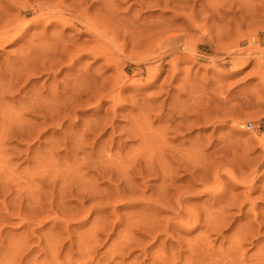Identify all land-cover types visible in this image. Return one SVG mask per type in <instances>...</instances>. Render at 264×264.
<instances>
[{
    "label": "rangeland",
    "instance_id": "1",
    "mask_svg": "<svg viewBox=\"0 0 264 264\" xmlns=\"http://www.w3.org/2000/svg\"><path fill=\"white\" fill-rule=\"evenodd\" d=\"M35 1L17 0L0 17V30L19 25L20 35L0 47V82L24 64L27 72L0 100V264H264L260 1L86 0L102 38L72 26L76 12L58 0L36 10ZM91 73L99 83L75 107L68 91Z\"/></svg>",
    "mask_w": 264,
    "mask_h": 264
},
{
    "label": "bare ground",
    "instance_id": "2",
    "mask_svg": "<svg viewBox=\"0 0 264 264\" xmlns=\"http://www.w3.org/2000/svg\"><path fill=\"white\" fill-rule=\"evenodd\" d=\"M4 1H5V0H4ZM6 1H7V0H6ZM10 1H12V0H10ZM38 1H39V3L36 4L37 7L34 8L35 10H36V8L39 9L40 7H41V9H42V7H43L42 4H44V7H45V4H46L47 2H48V3L51 2V0H43L44 2H41V3H40L41 0H38ZM54 1H55V0H54ZM64 1H65V0H64ZM161 1H162V0H134V3H136V2L139 3L140 8H142V7H145V6H146V7H151V6L159 5V3H160ZM164 1H165L166 4L169 3L168 0H164ZM230 1H231V0H230ZM239 1H240V0H239ZM242 1H243V0H241L240 2H242ZM246 1H247V0H246ZM259 1H260L261 5H255V6L252 5V6H253V7H252L253 10H254V9H255V10L259 9V6H260V8L264 9V0H259ZM0 2H1V1H0ZM14 2H15V1H13L12 3H14ZM35 2H37V0H36ZM62 2H63V0H58V1H56V4H57L59 7L65 8V10H66V9L69 10V12H70V11H75L76 14H77V15L75 16V17H76V18H75L76 20H72V22H71V21H68L69 23L71 22L70 24H71L72 26L75 25V24H76V25L80 24V25H82V26L84 27V29H82V30H81L82 27L80 28V31H81V32H83V33L85 32V33H86V31H87V32H88V31H91L93 34H95L94 36L97 37L96 34H99V37H101L100 35H102V34H100V33H98V32H101V30H104V29H103V28H99L100 24H102L101 22H99V20H97L98 18L96 17V16L99 15V14H97V15L95 16L96 20H95L94 18H91V16L89 17V16L87 15V13H88V12H87V11H88V6H87V7H86V6L83 7V5H86V4L84 3V2H86V0H72V4L68 2V3L70 4V6H67V7H64V6L62 5V4H63ZM70 2H71V1H70ZM146 2H150V3H149V4H145ZM183 2H184V0H183ZM211 2H212V1H211ZM215 2H216V1H215ZM217 2H218V1H217ZM224 2L227 3V1H224ZM248 2H249V1H248ZM250 2H251V1H250ZM250 2H249V4L251 5ZM256 2H258V1L255 0V3H254V4H256ZM1 3L3 4V2H1ZM1 3H0V4H1ZM6 3H7V2H6ZM6 3H4V4H6ZM12 3L9 2V0H8V3L6 4V6L4 5V7H3V6L1 5V8L3 7L2 9L0 8V17L2 16L1 18H4V17H5V18H6V17L8 18V16H7L8 14L5 16L6 11H7L6 9H7V8L10 9L11 7H13L14 5H13ZM15 3H17V0H16ZM64 3H65V2H64ZM68 3H67V5H68ZM209 3H210V2H209ZM222 3H223V1H222ZM222 3H221V4H222ZM232 3H233V2H232ZM232 3H231V6H232ZM234 3H235V1H234ZM252 3H253V2H252ZM65 4H66V3H65ZM103 4H104V3H103ZM214 4H215V3H214ZM235 4H236V3H235ZM238 4H240V3H238ZM243 4H244V1H243ZM258 4H259V3H258ZM17 5H18V4H17ZM19 5L21 6V4H19ZM25 5H27V4H25ZM32 5H33V4H32ZM32 5H28V6H32ZM57 5H56L55 7H57ZM91 5H93V3H92ZM91 5H90V6H91ZM100 5H101V4H100ZM217 5H220V4H217ZM217 5H215V6H217ZM241 5H242V4H241ZM241 5H240V6H241ZM245 5H247V2L245 3ZM51 6H53V5H51ZM51 6L49 5V7H51ZM103 6H104V5H103ZM105 6L107 7V10H108V11H111L112 8H111L110 1H109V4H108V3H105ZM105 6H104V7H105ZM186 6H187V5H186ZM190 6H191V5H190ZM190 6H189V7H190ZM210 6H211V4H210ZM212 6H213V5H212ZM215 6H214V7H215ZM248 6H249V5H248ZM248 6H244L245 8H244V7H243V8L246 9ZM15 7H17V6H15ZM15 7H13V8H15ZM46 7H47V6H46ZM91 7H92V6H91ZM106 7H105V8H106ZM112 7H113V5H112ZM223 7H224V6H223ZM22 8H25L24 4H23V7H22ZM57 8H58V7H57ZM57 8H56V9H57ZM101 8H103V7H100V9H101ZM105 8H104V9H105ZM113 8H114V7H113ZM239 8H240V7H239ZM248 8L250 9V6H249ZM58 9H60V8H58ZM214 9H216V8H214ZM228 9H229V8H228ZM236 9H237V8H236ZM249 9H248V10H249ZM262 9L259 10V12H260V11H264V10H262ZM5 10H6V11H5ZM35 10H34V11H35ZM90 10H91V9H90ZM105 10H106V9H105ZM112 10H114V9H112ZM246 10H247V9H246ZM248 10H247V11L244 10L245 13H246V12L248 13ZM4 11H5V12H4ZM43 11H44V10H43ZM43 11H42V12H43ZM61 11H64V10H63V9H62V10L60 9V12H61ZM102 11H103V10H102ZM214 11H216V10H214ZM214 11H212V12H214ZM217 11H218V10H217ZM249 11H250V10H249ZM42 12H40L39 14H41ZM57 12H58V11H57ZM75 12H74V13H75ZM92 12H93V11H92ZM3 13H4V15H3ZM47 13H48V12H47ZM54 13H55V12H54ZM74 13H72L71 16H73ZM113 13H116V12L114 11ZM245 13H244V14H245ZM249 13L252 14L253 11H252V12L250 11ZM255 13H257V12H255ZM52 14H53V13H52ZM52 14H51V15H52ZM58 14H59V12H58ZM58 14H57V15L55 14V16L53 15L54 18H57V21H56V19H54V18L52 17V18L54 19V22H55V21H56V22H59V20H58L59 16H60V17H63V16H64L63 13H62V15L59 14V16H58ZM92 14H94V12H93ZM215 14H216V13H215ZM41 15L44 16V14H41ZM41 15H39V16H41ZM105 15H106V14H105ZM253 15H254V14H253ZM39 16H38V17H39ZM47 16H48V15H47ZM49 16H50V15H49ZM56 16H57V17H56ZM69 16H70V15H69ZM115 16H116V15H115ZM209 16H210V15H209ZM214 16H215V15H214ZM245 16L247 17V15H245ZM248 16H249V15H248ZM250 16H251V15H250ZM36 17H37V15H36ZM36 17H35V19H36ZM73 17H74V16H73ZM92 17H93V16H92ZM117 17H118V16H117ZM243 17H244V16H242V18H243ZM252 17H254V16H252ZM252 17H249V18H252ZM1 18H0V20H1ZM52 18H51V19H52ZM63 18H64V17H63ZM67 18H68V16H67ZM69 18L72 19V17H69ZM240 18H241V17H240ZM244 18H245V17H244ZM33 19H34V18H33ZM39 19H41V17L38 18V20H39ZM48 19H50V18H48ZM64 19H65V18H64ZM71 19H70V20H71ZM112 19H113V18H112ZM117 19H119V18H117ZM135 19H136V18H135ZM204 19H205V18H204ZM60 20H62V19H60ZM113 20H114V19H113ZM132 20H133V19H132ZM132 20H131V21H132ZM223 20H224V19H223ZM243 20H244V19H243ZM256 20H257V18L255 19V21H256ZM1 21H2V20H1ZM3 21H4V20H3ZM9 21H10V20H9ZM15 21H17V20L15 19ZM64 21H65V20H64ZM64 21H63V22H64ZM100 21H101V19H100ZM119 21H120V20H119ZM129 21H130V20H129ZM196 21H197V20H196ZM196 21H195V22H196ZM232 21H233V20H232ZM245 21H246V19H245ZM11 22H12V19H11ZM60 22H61V21H60ZM63 22H62V23H63ZM68 22H65V23L68 24ZM102 22H104V21H102ZM117 22H118V20H117ZM127 22H128V21H127ZM133 22H134V21H133ZM193 22H194V21H193ZM241 22H242V21H241ZM241 22H240V23H241ZM249 22H251V21H249ZM13 23H15V22L13 21ZM16 23H17V22H16ZM131 23H132V22H131ZM50 24H51V23H50ZM103 24H104V23H103ZM135 24H136V23H135ZM196 24H198V23H196ZM235 24H236V23H235ZM238 24H239V23H238ZM251 24H252V23H251ZM256 24H257V23H256ZM17 25H18V24H17ZM56 25H57V24H56ZM63 25H64V24H63ZM128 25H130V24H128ZM132 25H134V24L132 23ZM136 25H137V24H136ZM141 25H142V24H141ZM194 25H195V24H194ZM204 25H205V24H204ZM223 25H224V24H223ZM228 25H229V24H228ZM239 25H240V24H239ZM0 26H3V25L0 24ZM7 26H8V25H5V27H3V28L0 30V47H3L5 44L7 45V44H9V43L14 42V41L17 40L18 37L20 36V35L17 36L19 33L16 32L17 34H16V33L14 34V32H13V30L16 29L19 25H18V26H16V25L14 26V24H13L14 27H13L12 25H10V26H11L10 28H6ZM21 26H22V25H21ZM66 26H68V25H66ZM69 26H70V25H69ZM101 26H102V25H101ZM103 26L105 27L106 25L104 24ZM124 26H125V25H124ZM196 26H198V25H196ZM199 26H200V25H199ZM234 26H236V25H234ZM247 26H248V25H247ZM250 26H251V25H250ZM8 27H9V26H8ZM203 27H205V26H203ZM223 27H225V26H223ZM226 27H229V26H226ZM237 27H239V26H237ZM253 27H254V26H253ZM75 28H76V27H75ZM77 28H78V27H77ZM98 28H99V29H98ZM127 28H128V27H126V29H127ZM143 28H144V27H143ZM195 28H196V27H195ZM197 28H199V27H197ZM100 29H101V30H100ZM126 29H125V30H126ZM128 29H129V28H128ZM130 29H131V28H130ZM150 29H151V28H150ZM248 29H251V28H248ZM76 30H77V29H76ZM78 30H79V28H78ZM139 30H141V29H139ZM239 30H240V29H239ZM14 31H15V30H14ZM112 31H113V30H112ZM205 31H206V30H205ZM227 31H228V30H227ZM236 31H238V30H236ZM115 32H116V30H115ZM115 32H114V33H115ZM126 32H127V31H126ZM206 32H207V31H206ZM239 32H240V31H239ZM247 32H248V31H247ZM250 32H251V31H250ZM256 32H257V31H256ZM83 33H82V34H83ZM85 33H84V34H85ZM88 33H90V32H88ZM59 34H61V33H59ZM105 34H106V33H105ZM111 34H112V33H111ZM133 34H134V33H133ZM79 35H80V34H79ZM115 35H116V34H115ZM140 35H141V34H140ZM246 35H247V34H246ZM249 35H251V34H249ZM249 35H248V36H249ZM59 36H61V35H59ZM107 36H108V35H107ZM109 36H110V35H109ZM109 36H108V37H109ZM117 36H118V35H117ZM134 36H135V35H134ZM137 36H138V35H137ZM66 37H67V36H66ZM110 37H111V36H110ZM114 37H115V36H114ZM135 37H136V36H135ZM138 37H139V36H138ZM141 37H142V36H141ZM141 37L138 38V39H141ZM238 37H239V36H238ZM57 38H58V37L56 36V39H57ZM60 38H61V37H60ZM68 38H69V37H68ZM92 38H93V37H92ZM101 38H102V37H101ZM104 38H105V37H104ZM133 38H134V37H133ZM220 38H221V36H220ZM248 38H249V37H248ZM252 38H253V37H252ZM41 39H42V38H41ZM93 39H95V38H93ZM135 39H136V38H135ZM148 39H149V38H148ZM152 39H155V38H152ZM156 39H157V37H156ZM237 39H238V38H237ZM37 40H38V39H37ZM43 40H44V39H43ZM52 40H53V38H52ZM52 40H51V41H52ZM54 40H55V39H54ZM58 40H59V39H58ZM63 40H64V39H63ZM70 40H71V38H70ZM70 40L67 39V41H70ZM97 40H98V39H97ZM97 40H96V41H97ZM142 40H143V39H142ZM145 40H146V39H145ZM150 40H151V39H150ZM31 41H32V40H31ZM56 41H57V40H56ZM65 41H66V40H65ZM82 41H84V39H83ZM88 41H89V40H88ZM121 41H123V40H121ZM137 41H139V40H136V42H137ZM252 41H253V40H252ZM37 42H38V41H37ZM37 42H36V43H37ZM39 42H40V41H39ZM60 42H62V41H60ZM60 42H58V43H59V44H58L59 46H60ZM70 42H71L70 45H71V44H72V45L74 44V40H73V41L71 40ZM72 42H73V43H72ZM84 42H86V41H84ZM94 42H95V40H94ZM98 42H99V41H98ZM98 42H97V43H98ZM139 42H140V41H139ZM141 42H142V41H141ZM143 42H145V41H143ZM143 42H142V43H143ZM146 42H147V41H146ZM151 42H152V41H151ZM239 42H240V41H239ZM33 43H34V42H33ZM51 43H52V42H51ZM56 43H57V42H56ZM68 43H69V42H67V43H63V44L65 45V44H68ZM27 44H28V43H27ZM40 44H41V42H40ZM52 44H54V43H52ZM52 44H51V45H52ZM61 44H62V43H61ZM63 44H62V45H63ZM76 44H77V43H76ZM85 44H87V43H85ZM85 44L83 43V44H81V45H85ZM100 44H101V43H100ZM113 44H114V43H113ZM31 45H32V44H31ZM43 45H44V44H43ZM43 45L41 44V46H43ZM49 45H50V44H49ZM70 45H68V46H70ZM79 45H80V44H79ZM98 45H99V44H98ZM146 45H147V43H146ZM148 45H149V44H148ZM250 45H252V44H250ZM32 46H33V45H32ZM32 46H31V48H32ZM34 46H35V45H34ZM37 46H38V45H37ZM52 46H53V45H52ZM54 46H56V45L54 44ZM54 46H53V47H54ZM85 46H86V45H85ZM96 46H97V45H96ZM151 46H152V45H151ZM151 46H150V47H151ZM258 46H259V45H258ZM26 47H27V46H25V48H26ZM28 47H29V46H28ZM35 47H36V46H35ZM35 47H34V48H35ZM43 47H44V46H43ZM61 47H62V50H64V49L67 47V45H66V47H65V46H61ZM61 47H60V48H61ZM63 47H64V48H63ZM71 47H72V46H71ZM71 47H70V52H71V49H73V50L76 49V48H74V47H76V46H74V45H73V48H71ZM77 47H78V46H77ZM87 47H88V46H87ZM90 47H91V46H90ZM146 47H147V46H146ZM148 47H149V46H148ZM148 47H147V48H148ZM34 48H32V49H34ZM37 48H38V47H37ZM80 48H82V47L80 46ZM80 48H77V49H80ZM22 49H23V48H22ZM28 49H29V48H28ZM28 49H26V51H27ZM35 49H36V48H35ZM38 49H40V50H39V52H40V51H41V48L39 47ZM50 49H51V50H54L53 48H50ZM50 49H49L48 52H50ZM67 49H69V48H66L65 50H67ZM87 49H88V48H87ZM150 49H151V48H150ZM62 50H61V52L64 53L65 50H64V51H62ZM117 50H118V49H117ZM20 51H21V50H20ZM23 51H24V53L26 52L24 49H23ZM29 51H31V50H29ZM35 51H36V53L38 52V50H35ZM35 51H34V52L32 51L33 54L35 53ZM42 51H43V50H42ZM42 51H41V52H42ZM78 51L80 52L81 50H78ZM87 51H88V50H87ZM106 51H108V50H106ZM39 52H38V53H39ZM43 52H44V51H43ZM43 52H42V54H43ZM48 52H47V54H49ZM57 52H58V51L54 52V53H55L54 56H56V53H57ZM59 52H60V50H59ZM59 52H58V53H59ZM61 52H60V53H61ZM67 52L69 53V50H67ZM72 52H73V51H72ZM85 52H86V51H85ZM93 52H94V51H93ZM98 52H99V51H98ZM133 52H134V51H133ZM19 53H20V52H19ZM24 53H23V54H24ZM36 53H35V55H36ZM51 53H52V52H51ZM51 53H50V55L52 56V58L57 59V56L54 57L53 54H51ZM68 53H65L64 56L66 57V56H67L66 54H68ZM94 53H95V52H94ZM96 53H97V52H96ZM146 53H147V52H146ZM74 54H75V53H74ZM78 54H79V53H78ZM88 54H89V53H88ZM102 54L104 55V53H102ZM140 54H141V53H140ZM144 54H145V53H144ZM20 55H21V54H20ZM31 55H32V54H31ZM50 55H49V56H50ZM72 55H73V54H72ZM83 55H84V54H83ZM83 55H82V56H83ZM97 55H98V54H97ZM108 55H109V54H108ZM148 55H149V54H148ZM23 56H24V55H23ZM40 56H41V55H40ZM47 56H48V55H47ZM51 56H50V57H51ZM73 56L75 57V55H73ZM94 56H95V55H94ZM99 56H100V55H99ZM101 56H102V55H101ZM145 56H146V54H145ZM20 57H21V56H20ZM32 57H34V56L32 55ZM35 57H36V56H35ZM35 57H34V59H36L38 56H37L36 58H35ZM50 57H48V58L45 57V59H49ZM61 57H62V54H61ZM65 57H64V58H65ZM67 57H69V56H67ZM70 57H72V56H70ZM74 57H73V59H74ZM79 57H80V56H79ZM102 57H103V56H102ZM107 57H108V56H107ZM140 57H141V60H144V59H142L143 56H140ZM23 58H25V57H23ZM26 58H27V57H26ZM26 58H25V59H26ZM59 58H60V55H59ZM109 58H112V57H109ZM143 58H144V57H143ZM145 58L147 59V57H145ZM25 59H24V60H25ZM69 59H70V58H69ZM69 59H68V60H69ZM73 59H72V60H73ZM77 59H78V58H77ZM77 59H75V60H77ZM79 59H80V58H79ZM138 59H139V58H138ZM29 60H31V59H29ZM32 60H33V59H32ZM36 60H39V59H36ZM40 60H41V59H40ZM42 60H44V59L42 58ZM58 60H59V59H58ZM60 60H62V59H60ZM112 60H113V58H112ZM136 60H137V59H136ZM141 60H140V61H141ZM21 61H22V60H21ZM48 61H52L51 58H50V60H48ZM70 61H71V60H70ZM77 61H79V60H77ZM146 61H147V60H146ZM42 62H43V61H42ZM46 62H47V61H46ZM53 62H54V61H53ZM56 62H57V61H56ZM75 62H76V61H75ZM114 62H115V61H114ZM26 63H28V62H26ZM29 63H31V62H29ZM38 63H40V61H38ZM60 63H61V62H60ZM138 63H141V62H138ZM22 64H23V63H22ZM32 64H33V63H32ZM35 64H36V63H35ZM57 64H58V63H57ZM112 64H113V63H112ZM116 64H117V62H116ZM42 65H44V62H43ZM52 65H53V64H52ZM11 66H12V65H11ZM29 66H31V64H29ZM35 66H38V65L36 64ZM49 66H50V64H49ZM53 66H54V65H53ZM57 66H58V65H57ZM117 66H119V65H117ZM117 66H116V67H117ZM14 67H15V65H14ZM14 67H13V68H14ZM44 67H45V66H44ZM19 68H20V71H21L22 66L19 67ZM24 68H25V64H24L23 69H24ZM26 68H27V67H26ZM29 68H31L32 70H31V69H29L30 71H29L28 69H26V70H28V73L30 72L31 74H33V73H37V72L40 71V67H39V68H36V69L33 67L34 70H33L32 67H29ZM41 68H42V66H41ZM51 68H52V66H51ZM51 68H50V67L48 68V66H47V69H48V70L51 69ZM56 68H57V67H56ZM147 68H148V67H147ZM14 69H15V68H14ZM17 69H18V68H17ZM23 69H22V70H23ZM10 70H11V69H10ZM10 70H9V72H11ZM18 70H19V69H18ZM24 70H25V69H24ZM24 70H23V72H24ZM43 70H44V69H42L41 71H43ZM6 71H7V70H6ZM13 71H14V70H13ZM20 71H19V72L16 71L17 73H13V75H11L12 73L10 74L9 72H6V73H9V75L7 74V75H8V78L5 77L6 74L4 75L5 79H6V78L8 79V80L6 81L7 83H5V84H4V83L1 84L2 81L0 82V84H1V85H0V88H1V89H0V100H1L2 98H4V96L6 97L5 94H7V93H10V94H11L12 92H14V91L16 92V91H17V88H16V86H18V83H17V82L19 81V83H20V80H19V79L22 77V71H21V72H20ZM35 71H36V72H35ZM41 71H40V72H41ZM98 71H99V70H98ZM119 71H121V70H119ZM25 72H26V71H25ZM25 72L23 73V77H25ZM45 72H46V71H45ZM81 72H82V71H81ZM90 72H91V71H90ZM140 72H141V71H140ZM26 73H27V72H26ZM41 73H42V72H41ZM93 73H94V72H93ZM93 73H91L92 75H94V77L92 76L93 79L90 78V76H89V75H91V74H89V75H85V77L89 76V79H90L91 81H89L88 79L85 80V79H83L84 76H83V77L81 76L82 79H81L80 77H78V78H80V79H79V82H77V81L75 80V82H77V83H75V84L72 83V84H73V87H72V89L70 88L71 91H68V94H70V92H71V94H70L69 96H71L72 103H73V101H74V103H75V107L78 106V105H77L78 103L75 102V101H80V102H82L83 100H85V99H83V96H84V95L86 96V91H87L88 88H89L88 85H90L89 83H90V82H91V84H92V83H99V82H97V81H98V78H96V77H95V74H93ZM122 73H124V72L122 71ZM83 74H84V70H83V72H82V75H83ZM117 74H118V73H117ZM117 74H116V75H117ZM119 74H120V73H119ZM146 74H147V77H149L148 82H151V81L154 80L155 72H153V69H152V68H151V69H150V68L146 69ZM0 75H1V74H0ZM33 75H34V74H33ZM262 75H264V74H262ZM26 76H27V74H26ZM78 76H79V75H78ZM97 76H98V75H97ZM100 76H101V75H100ZM126 76H127V75H126ZM23 77H22V78H23ZM85 77H84V78H85ZM101 77H102V76H101ZM117 77H118V76H117ZM120 77H121V76H120ZM68 78H69V77H68ZM0 79H1V77H0ZM25 79H26V78H25ZM25 79H24V80H25ZM76 79H77V78H76ZM118 79H119V80H118ZM120 79H121V78H117L116 83H120V82L122 83L123 80L121 81ZM123 79H125V78H123ZM80 80H82V82H83V80H85V81H84L83 83H80ZM66 81H67V80H66ZM118 81H120V82H118ZM4 82H5V81H4ZM72 82H74V80H72ZM110 82H111L112 87H113V82H114V81H113V80H109V83H110ZM87 83H88V84H87ZM103 83H104V82H103ZM66 84H67V83H66ZM64 85H65V84H64ZM67 85H68V84H67ZM96 85L98 86V84H96ZM104 85H105V84H104ZM106 85H107V83H106ZM109 85H110V84H108V86H109ZM87 86H88V87H87ZM91 86H92V85H91ZM97 86H96V87H97ZM63 87H64V86H63ZM67 87H68V86H67ZM70 87H71V86H70ZM100 87H101V86H100ZM102 87H103V86H102ZM105 87H106V86H105ZM110 87H111V85L109 86V88H110ZM118 87H119V86H118ZM90 88H94V86H93V87H90ZM64 90H65V89H64ZM67 90H69V89H67ZM89 90H91V89H89ZM114 90H116V89H114ZM104 91H105V90H104ZM51 92H52V91H51ZM34 93H36V92H34ZM65 93H67V92H65ZM90 93H91V92H90ZM99 93H100V92H99ZM37 94H38V91H37ZM53 94H54V93H53ZM59 94H60V93H59ZM93 94H94V93H93ZM110 94H111V93H110ZM113 94H114V93H113ZM113 94H112V95H113ZM116 94H117V92H116ZM32 95H33V91H32ZM54 95H55V94H54ZM56 95H57V94H56ZM10 96H11V95H10ZM52 96H53V95H52ZM64 96H65V95H64ZM97 96H98V95H97ZM118 96H119V95H118ZM29 97H31V96H29ZM34 97H35V96H34ZM37 97H38V96H37ZM37 97H36V98H37ZM43 97H45V96H43ZM46 97H47V96H46ZM66 97H67V96H66ZM92 97H93V96H92ZM105 97H106V96H105ZM107 97H108V95H107ZM110 97H111V96H110ZM113 97H114V95H113ZM41 98H42V97H41ZM53 98H54V97H53ZM64 98H65V97H64ZM67 98H68V97H67ZM116 98H117V95H116ZM4 99H5V98H4ZM4 99H3V100H4ZM20 99H21V98H20ZM27 99H28V98H27ZM39 99H40V98H39ZM45 99H46V98H45ZM51 99H52V98L50 97V100H51ZM54 99H56V98H54ZM61 99H63V97H62ZM86 99H87V98H86ZM90 99H91V98H90ZM96 99H97V98H94L93 100H96ZM98 99H99V98H98ZM98 99H97V100H98ZM106 99H107V98H106ZM113 99H114V98H113ZM37 100H38V98H37ZM58 100H59V99H58ZM17 101H18V99H17ZM35 101H36V100H35ZM39 101H40V100H39ZM41 101H42V100H41ZM47 101H48V99H47ZM54 101H55V100H54ZM65 101H67V99L64 100V102H65ZM88 101H89V99H88ZM88 101L86 100V102H88ZM91 101H92V100H91ZM98 101H99V100H98ZM1 102L3 103L2 100H1ZM1 102H0V103H1ZM43 102H44V100H43ZM52 102H53V100H52ZM55 102H56V101H55ZM62 102H63V100H62ZM62 102H61V104H62ZM80 102H79V103H80ZM83 102H84V101H83ZM83 102H82V103H83ZM19 103H20V102H19ZM36 103H37V102H36ZM44 103H45V102H44ZM48 103H49V106H51V105H50V104H51L50 101H48ZM53 103H54V102H53ZM56 103H57V102H56ZM66 103H67V102H66ZM72 103H71V101H70V104H72ZM82 103H81V104H82ZM21 104H22V103H21ZM26 104H27V103H26ZM57 104H58V103H57ZM57 104L55 105V106H56V107H55L56 109H57ZM81 104H80V105H81ZM85 104H86V103H85ZM58 105H59V104H58ZM67 105H68V104H67ZM72 105H73V104H72ZM72 105H71V106H72ZM76 105H77V106H76ZM83 105H84V104H83ZM1 106H2V105H1ZM5 106H6V105H5ZM19 106H20V108H21V105H19ZM23 106H24V105H23ZM42 106H43V104H42ZM46 106H47V108H48V104H46ZM46 106L44 105L43 107L46 108ZM53 106H54V104H53ZM61 106H62V105H61ZM63 106H64V105H63ZM63 106H62V107H63ZM98 106H99V105H98ZM24 107H26V105H25ZM51 107H52V106H51ZM75 107H72L71 109H74ZM79 107H80V106H79ZM2 108H4V104H3ZM20 108H19V109H20ZM29 108H30V110H31L32 112H35V110H38V109H36V108L33 107V106H29ZM38 108L40 109V107H38ZM41 108H42V107H41ZM45 108H44V109H45ZM56 109H55V110H56ZM1 110H2V109H1ZM21 110H22V109H21ZM45 110H46V109H45ZM57 110H59V109H57ZM60 110H62V109H60ZM65 110H66V109H65ZM4 111H5V110H4ZM17 111H18V110H17ZM19 111H20V110H19ZM22 111H25V109H23ZM38 111H40V110H38ZM47 111H48V110H47ZM69 111H70V110H69ZM7 112H8V111H7ZM45 112H46V111H44V113H45ZM60 112H61V111H60ZM5 113H6V112H5ZM18 113H19V112H18ZM18 113H17V114H18ZM50 113H51V112H50ZM50 113H49V114H50ZM58 113H59V112H58ZM53 114H54V113H53ZM59 114H60V113H59ZM59 114H57V115H59ZM44 115H45V114H44ZM46 115H47V114H46ZM51 115H52V114H51ZM180 115H181V114H180ZM10 116H11V115H10ZM20 116H21V113H20ZM14 117H15V116H14ZM21 117H22V116H21ZM47 117H48V116H47ZM49 117H51V116H49ZM58 117H59V116H58ZM58 117H57V118H58ZM17 118H18V117H17ZM17 118H16L15 120H17ZM23 118H24V117H23ZM54 118H55V116H54ZM54 118H53V120H54ZM181 118H182V117H181ZM179 119H180V118H179ZM182 119H183V118H182ZM182 119H180V120H182ZM6 120H7V118H6ZM50 120H52V118H51ZM3 121H4V120H3ZM7 121H8V120H7ZM9 121H10V120H9ZM19 121H20V120H18V122H19ZM58 121H59V120H58ZM58 121H57V122H58ZM1 123H2V122H1ZM20 123H21V122H19V123H17V124H20ZM59 123H60V121H59ZM2 124H3V123H2ZM7 124L9 125L10 123H7ZM96 124H97V123H96ZM139 124H140V123H139ZM4 125H5V122H4ZM21 125H22V124H21ZM49 125H50V124H49ZM53 125H54V124H53ZM92 125H93V124H92ZM137 125H138V124H137ZM2 126H3V125H2ZM6 126H7V125H6ZM9 126H10V125H9ZM22 126H23V125H22ZM4 127H5V126H4ZM136 127H137V126H136ZM131 132H132V131H131ZM133 132L135 133V131H133ZM137 133H138V132H137ZM139 133H140V132H139ZM132 135H134V134H132ZM135 135H136V134H135ZM138 136H140V135H138ZM140 138H141V137H140ZM181 163H182V162H181ZM147 165H150V164H147ZM182 166H183V165H182ZM147 167H148V166H147ZM179 167H180V166H179ZM150 168H151V167H150ZM144 169H145V168H144ZM228 174L231 175L232 172H231V173L229 172ZM233 176H234V175H233ZM233 178H234V177H233ZM234 179H235V178H234ZM249 188H250V186H249ZM179 206H180V203H179Z\"/></svg>",
    "mask_w": 264,
    "mask_h": 264
}]
</instances>
